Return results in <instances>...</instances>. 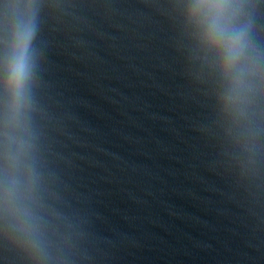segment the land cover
<instances>
[{"label":"clouds","instance_id":"obj_1","mask_svg":"<svg viewBox=\"0 0 264 264\" xmlns=\"http://www.w3.org/2000/svg\"><path fill=\"white\" fill-rule=\"evenodd\" d=\"M241 11L239 0H187L185 5L186 22L192 27L198 48L209 59L216 74L220 110L234 124L247 118L258 92L264 98V92L255 83L259 78L257 52L250 40L248 26L240 23ZM34 31L30 19L17 22L0 79L5 94L3 136L7 145L12 146L8 158L13 167L27 171L23 183H10L5 202L12 205V210L29 227L30 205L35 200L40 179L34 166L36 137L30 116Z\"/></svg>","mask_w":264,"mask_h":264}]
</instances>
